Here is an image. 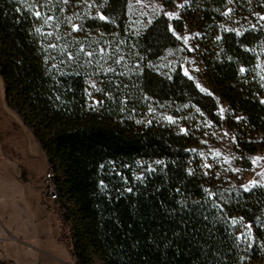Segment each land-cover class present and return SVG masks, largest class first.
Here are the masks:
<instances>
[{"label": "trees", "instance_id": "1", "mask_svg": "<svg viewBox=\"0 0 264 264\" xmlns=\"http://www.w3.org/2000/svg\"><path fill=\"white\" fill-rule=\"evenodd\" d=\"M162 1L172 6L177 0ZM98 2L97 11L106 10L114 21L91 19L88 9L80 7L50 10L41 0H0V79L5 101L45 154L58 197L52 199L45 189L43 198L58 206V218L68 228L73 264H93L94 258L104 264H264V188L227 200L209 198L202 175L195 171L189 175L190 143L185 136L133 125L121 112L120 99L118 105L105 98L98 106L89 101L85 65L67 59V49L62 52L58 44L69 46L68 39H57L54 24L68 15L67 36L76 38L82 30L73 32L69 20L85 30H122L128 0ZM209 2L218 5L219 1ZM34 11L42 16L36 18ZM48 16L54 19L48 21ZM253 35L225 38L231 58L223 62L220 78L226 84V102L261 135L252 149L256 151L264 150L260 102L264 91L235 87L239 68L251 64L252 56L243 46L254 43L256 37L249 38ZM175 43L166 19L159 18L139 37L137 46L155 58ZM139 84L150 97L190 99L209 115L216 109L211 96L201 94L190 79L178 74L163 78L145 69ZM153 158L164 162L135 179L134 161ZM230 217L244 220L234 228ZM243 222L251 224V235L237 240Z\"/></svg>", "mask_w": 264, "mask_h": 264}, {"label": "rangeland", "instance_id": "2", "mask_svg": "<svg viewBox=\"0 0 264 264\" xmlns=\"http://www.w3.org/2000/svg\"><path fill=\"white\" fill-rule=\"evenodd\" d=\"M41 1H45L50 10L75 11L76 7H80L88 9L91 16H95L100 7L98 0L72 1L68 5L63 0ZM209 1L187 0L185 3V0H177L172 6H165L162 0H142L141 4L133 0L131 12L127 6V20L122 30L106 33L82 29L79 38L67 36L65 21L68 15L57 19L54 25L59 34L57 39H68L69 46L58 44L61 51L66 48L68 52L76 53L75 60L85 65L86 94L91 104L98 106L100 103L94 101L103 102L105 98L112 105H118L120 99L121 112L133 125L153 126L161 132H176L185 136L190 143L187 149L190 170L202 175L207 188L217 194L215 197L227 200L244 192L241 185L253 179L264 184V159L258 161L255 168L251 164V157L264 158V150L252 151L261 135L226 102L223 94L226 84L220 78L223 62L231 58L225 47V38L254 34L249 37H256L254 43L243 46L252 56L251 64L243 66L246 69L244 73L239 68L238 85L235 87L264 91V20L260 19L264 16V0H232L231 4L228 0H218V5ZM89 4L92 6L89 7ZM177 4L183 7H177ZM229 8L232 12L224 15ZM164 11L178 13L179 19L170 20L163 15ZM159 18L166 19L181 36H189V41L186 46L182 39H176L170 32L176 39L175 45L165 47L159 56L150 58L139 50L137 43L139 37ZM148 20L153 23L147 24ZM237 31L241 35H236ZM81 45L86 52H93L94 55L89 58L81 54ZM189 47L195 50L189 51ZM101 49H104L102 54ZM145 69L163 78H171L175 74L184 76L187 69L195 86L199 83L212 93L209 96L215 101L216 109L209 115L190 99H158L142 93L139 77ZM124 103L127 105L124 106ZM168 116L174 117L175 122L169 123ZM237 117L243 119L237 122ZM181 128H186L187 132L182 133ZM226 132L228 135H225ZM232 137L237 138L235 143ZM216 152L221 155L215 157ZM241 156L245 159H240ZM226 157L229 163H225ZM163 162L159 158L136 159L134 178H141ZM206 163H211L213 167L205 169L203 166ZM47 168L45 154L38 141L15 110L7 105L0 79V264H73L68 228L58 218L57 204L47 203L43 198ZM232 168L241 171L234 172ZM205 171L209 174L204 175ZM257 172L262 175H256ZM258 188L264 187H256L252 191ZM246 224L250 223L243 222L240 229L245 237H249L251 233ZM93 264L104 263L94 258Z\"/></svg>", "mask_w": 264, "mask_h": 264}, {"label": "snow or ice", "instance_id": "3", "mask_svg": "<svg viewBox=\"0 0 264 264\" xmlns=\"http://www.w3.org/2000/svg\"><path fill=\"white\" fill-rule=\"evenodd\" d=\"M20 2H21V3H25L26 0H20ZM71 2H72V0H63V3H64L65 5H68V4H70ZM228 2L231 4V3H232V0H228ZM34 3H35V0H34ZM135 3H136V4H141V3H142V0H135ZM185 3H187V0H185ZM88 6L91 7L92 5L89 4ZM127 6H128V10H129V12H131V11L133 10V0H128V5H127ZM177 7H183V5H181V4H177ZM28 10H29V11H32V8H29ZM17 11H20V9H17ZM231 12H232V9L229 8V9L224 13V15H229ZM34 15H35L36 18L39 19V18L42 16V13H41L40 11H34ZM163 15L166 16V17H168L170 20H171V19H179V14L176 13V12H172V11H164V12H163ZM89 18H91V19H97V18H98L100 21H103V22H106V23H108V22H112V21H114V19H115V17L111 16L106 10H105V11H96L95 16H91V17H89ZM53 19H54L53 16H48V17H47V20H48V21H51V20H53ZM260 19H261V20H264V16H261ZM69 23H70V26H71V29H72L73 32H78V31L82 30L83 27H84V25H82V24L71 23L70 20H69ZM133 23H135V21H133ZM152 23H153L152 20H148V21H147V24H152ZM168 30H169L170 32H172V34L176 37V39H178V40H181V39H182V40L184 41L185 45H186V46L188 45L189 36H187V35L181 36L180 34H178V33L175 31V29L173 28V25H172V24H168ZM253 30H255V25H253ZM36 31L39 32L40 29H36ZM48 35H51V33H48ZM197 35H199V33H197ZM236 35L239 36V35H241V33H240L239 31H237V32H236ZM217 39H220V37H217ZM49 47H50V48H55V45L50 44ZM188 50H189V51H194L195 49L189 47ZM103 51H104V49H101V54L103 53ZM80 52L84 53V54H85L86 56H88L89 58H91V57L94 55L93 52H86V51H85V47H84L83 45L80 46ZM76 56H77L76 53H74V52H72V51H69V52H68V55H67V59H68L69 61H72V60L76 59ZM88 62L91 63V60L89 59ZM61 63H63V61H62ZM117 63H119V61H117ZM257 67H259V65H257ZM110 71H111V69H110ZM245 71H246L245 68H243V67L240 68V72H241V73H244ZM183 74H184V76L188 77L189 79H192V76H190L189 71H188L187 69L184 70V73H183ZM92 87H95V85H92ZM196 87H197L202 93H205V94H207V95H212L211 92H209L207 89L203 88L199 83L196 84ZM89 95H91V93H89ZM260 102H261L262 104H264V100H262V101H260ZM94 103L99 104V103H102V101H98V100H97V101H94ZM220 112L223 113V112H224V109L221 108V109H220ZM201 115H203V113H201ZM166 119L168 120L169 123H174V122H175L174 117H172V116H168V117H166ZM236 119H237V122H239L240 120L243 119V117H237ZM150 122H151V121H149V123H150ZM180 131H181L182 133H186V132H187V129H186V128H181ZM225 135H228V133L226 132ZM236 139H237L236 137H232V141H233V143L236 142ZM204 143H207V141H204ZM220 155H221V153H219V152H216V153H215V157H219ZM215 157H214V158H215ZM233 158H235V157H233ZM240 159H245V157L241 156ZM261 159H264V158L259 157V156L251 157V164L253 165V168H255V167L257 166L258 161H260ZM229 162H230L229 159L226 157V158H225V163H229ZM156 163L159 164L160 161H156ZM203 167H204L205 169H211V168L213 167V165H212L211 163H206V164H204ZM231 171L239 172V171H241V169H239V168H232ZM192 174H193L192 171L189 170V175H192ZM208 174H209V173H208L207 171H205L204 175H208ZM256 175L259 176V175H262V173L257 172ZM241 187L243 188L244 192L248 193V192H251L253 188H256V187H264V184H262V183H260L259 181L253 179V180L249 181L247 184L241 185ZM128 191H131V189H128ZM203 191L208 195L209 198H211V197L217 195L216 193L212 192V191H211L210 189H208L207 187H205V188L203 189ZM238 220H239V221H243V220H244V217H238V218H237V217H230V221H231V225H232V227H234V228L237 227ZM245 227L248 229V232L251 233L252 226H251L250 224H246ZM242 238H245V234H244V233H240V234L237 236V240H240V239H242ZM248 247L251 248V247H252V244L249 243V244H248Z\"/></svg>", "mask_w": 264, "mask_h": 264}, {"label": "built area", "instance_id": "4", "mask_svg": "<svg viewBox=\"0 0 264 264\" xmlns=\"http://www.w3.org/2000/svg\"><path fill=\"white\" fill-rule=\"evenodd\" d=\"M45 189L47 190V193L50 195L52 199H55L58 197V189L57 186L52 181V174L47 171L45 174Z\"/></svg>", "mask_w": 264, "mask_h": 264}]
</instances>
